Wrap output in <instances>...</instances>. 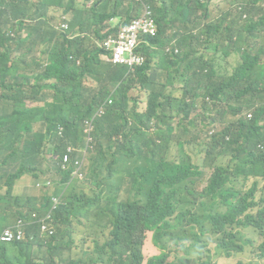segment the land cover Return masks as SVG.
I'll return each instance as SVG.
<instances>
[{
	"label": "trees",
	"instance_id": "16d2710c",
	"mask_svg": "<svg viewBox=\"0 0 264 264\" xmlns=\"http://www.w3.org/2000/svg\"><path fill=\"white\" fill-rule=\"evenodd\" d=\"M211 1L151 0L157 34L144 38L145 63L129 75L102 60L100 43L142 14L138 0H0V231L60 199L55 234L30 227L25 241L0 246V264L264 260V0H223L212 17ZM11 22L25 40L11 36ZM232 57L238 63L228 68ZM135 89L146 94L144 111ZM48 91L51 108L27 106ZM37 123L44 132L33 131ZM91 125L93 149L79 166L68 149L84 145ZM43 152L56 165L45 174L22 160ZM84 170L80 182H96L93 195L67 185ZM25 174L53 193L13 195ZM146 245L155 247L148 257Z\"/></svg>",
	"mask_w": 264,
	"mask_h": 264
},
{
	"label": "built area",
	"instance_id": "2783aa9c",
	"mask_svg": "<svg viewBox=\"0 0 264 264\" xmlns=\"http://www.w3.org/2000/svg\"><path fill=\"white\" fill-rule=\"evenodd\" d=\"M142 5V14L134 17L130 24L120 26L116 33L108 35V37L100 43V47L107 54L101 58L104 62L111 63L117 66L127 67L129 74H133L137 67L144 64L145 58L139 51V46L145 44V37H154L157 34V25L152 18L150 5L151 0H138ZM203 1V0H201ZM64 29L68 28L67 24H63ZM177 53V50H175ZM110 103V100H108ZM103 107L98 109L99 114L103 113ZM70 148L68 152H71ZM69 155L64 156V162H67ZM59 205V200H53L52 208L47 214L37 217L32 216L33 220L24 221L17 220L14 224L5 227L0 231V246L13 242H22L26 239L27 231L30 227L36 225L41 234L51 235L52 228V212Z\"/></svg>",
	"mask_w": 264,
	"mask_h": 264
},
{
	"label": "rangeland",
	"instance_id": "374dc122",
	"mask_svg": "<svg viewBox=\"0 0 264 264\" xmlns=\"http://www.w3.org/2000/svg\"><path fill=\"white\" fill-rule=\"evenodd\" d=\"M221 1H223V0H212L211 1V5H210V11L211 12H215L217 14V12L221 8ZM66 21H69V19H67ZM63 23H66V22H63ZM58 25H59V23L56 22L55 26L58 27ZM116 25L117 24L112 25L109 28L112 29ZM174 48H178V47L176 46V43L172 41L171 42V49H174ZM16 56H18V55L16 54ZM78 62H79V65L82 67L83 66V61L79 60ZM237 63H238V57H232V58H230L227 61V67L228 68H232ZM97 88L101 89L99 84H98ZM130 94H131L132 97H134L138 101V105H137L138 110L139 111H144V109L146 107V94L144 92L138 90V89L132 90ZM52 102H53L52 101V92L48 91V92L44 93V95L41 97V99L39 101H37V102H33L31 100H27V106H29V107L30 106H37V107H42V108H51ZM106 102H108V98L106 100H104L102 102V104L95 110L94 116L102 115L104 113V109H103V113L99 114L98 109L100 107H103V105ZM85 105H86V103L83 102V101L79 103V106H81V107H83ZM32 128H33L34 132L39 131V130H41L42 132L45 131V126H41L40 127L39 123L34 124ZM93 133H94V129H93L92 125L88 129L83 126L84 145L82 147H80V148H77V149L76 148H70V150L77 152V156L75 157V159L77 160L79 165L81 164L82 160H86L90 156L89 150L93 149V143H94ZM110 139L114 142V141L121 140V137L113 135V136H111ZM20 148H21V146H20ZM10 152H11L10 150H4L3 153H2V157H5L6 155L10 154ZM78 158H80L81 160L78 161ZM105 159H106L105 165H107L111 161V158H110L109 155H107V153H105ZM22 160H23V162L26 163L27 166H29V164L32 161L39 162L40 163V169H41V171H43L44 174L48 171V169H50V168L55 169V167H56V165L54 164L53 160L50 159V156H46V153H44V152L43 153H36L35 155H32L29 158H24ZM23 179H28L26 181V185H29L32 182V180L34 179V176L31 175V174H25L21 179L16 181L15 185L17 186L18 184H21ZM45 179L48 182L51 181L48 177L45 178ZM52 179H53V183H55L56 180H57L56 177H52ZM67 185L68 186L71 185V186L76 187V193L77 194H80V195L81 194H83V195H93L96 192L97 183L96 182L85 183V181H83V182H79V183H75L74 182V183L67 184ZM6 190H7V188L4 187L2 192L5 193ZM53 191H54V185H53L52 188H50V189H48L46 191H39V193H40V195H43L44 193L52 194ZM35 193H37V187L35 189ZM12 194L14 195V192H12ZM124 198H125V194L121 193L120 194V199L123 200ZM182 210H184V211L191 210L194 215L199 213L192 205L183 206ZM5 225L4 224H0V229L2 227H4ZM150 236H151V234H148V240L150 239ZM154 248L155 247H153L152 245H146L144 247V249H143V254L146 257L150 256L152 254V249H154ZM86 255L87 254L75 255V256L72 257V259L73 260H79V259L83 260V259H85ZM172 259H173V254L169 258V261H171ZM239 260L246 261L247 263L250 262L251 264H264V262L262 260H259L256 257H253V258L249 259V257H247V256H238V254L234 255L233 257H231L230 261L224 262L223 264H234V263H236Z\"/></svg>",
	"mask_w": 264,
	"mask_h": 264
},
{
	"label": "crops",
	"instance_id": "0c3cea01",
	"mask_svg": "<svg viewBox=\"0 0 264 264\" xmlns=\"http://www.w3.org/2000/svg\"><path fill=\"white\" fill-rule=\"evenodd\" d=\"M32 1L36 2L37 0H32ZM52 10H55V9H52ZM209 10H210V7H209ZM214 15H216V13L211 12V17ZM49 17H51L50 13H49ZM66 19H68V17H66ZM25 23L29 24L30 22L25 21ZM115 24H118V20H116V19L111 21V26L115 25ZM6 28L8 31H11V35L13 37L19 36L22 40H25L27 37V32L24 29H19L16 26V22H11V24H7ZM36 57H38V55H36ZM27 180L28 179H23L21 184H18L17 186L15 185L14 194L17 196H20V197L31 196V197H36L39 199V191L37 190V193H35L37 181L35 179H33L29 185H26ZM156 253L157 252L154 250V254H156ZM259 260H262L264 262L263 259H259Z\"/></svg>",
	"mask_w": 264,
	"mask_h": 264
},
{
	"label": "clouds",
	"instance_id": "9594fccd",
	"mask_svg": "<svg viewBox=\"0 0 264 264\" xmlns=\"http://www.w3.org/2000/svg\"><path fill=\"white\" fill-rule=\"evenodd\" d=\"M200 1H201V0H200ZM205 1H206V0H203V1H201V2H205ZM155 23H156V21H155ZM63 24H67V25H68V23H63ZM63 24H60V25H59V30L66 31L68 28H67V29H64ZM156 25H157V24H156ZM112 29H113V28H112ZM11 36H12V35H11ZM145 44L147 45V43H145ZM175 53H176V52H175ZM36 55H38V57H36ZM36 55H35L36 58H39V57H40L39 54H36ZM144 58H145V57H144ZM144 63H145V62H144ZM110 64H111V63H110ZM112 65H113V64H112ZM114 66H117V65H114ZM119 67H124V66H119ZM140 67H141V66H140ZM124 68L127 69V74H129V70H128V68H127V67H124ZM137 68H139V67H137ZM137 68H136V69H137ZM136 69H135V70H136ZM134 72H135V71H134ZM133 74H134V73H133ZM133 74H129V75H133ZM65 155H67V154H65ZM65 155H64V156H65ZM75 157H76V156H75ZM69 159H70V156H69ZM69 159H68V161H69ZM75 160H76V159H75ZM68 161H67V162H64V157H63V164L68 163ZM76 161H77V160H76ZM79 166H80V165H79ZM78 170H79V167H78L77 170L75 171L74 175L77 173ZM84 177H85V170L82 171V172H80V173L78 174V177H77V179H76L75 181H79V182H80V181H82V180L84 179ZM50 180H51L50 182L46 181V183H47V184H48V183H52V184H54V183H53V179H52L51 177H50ZM55 183H57V181H56ZM40 189H41V187H40L39 184H38V185H37V190L40 191ZM39 197H40V196H39ZM54 199H58V200H59V204H60V199H59L58 197H52V198H51V206H50V208L47 210V212L52 208V206H53V200H54ZM57 207H58V206H57ZM55 210H56V209H55ZM55 210H54V211H55ZM54 211L52 212V219H53ZM15 222H16V221H15ZM15 222H14V223H15ZM14 223H13V224H14ZM7 227H8V226H7ZM52 228H53V233H52L51 235L46 234V235L48 236V239H49L50 237H52V236L55 234V231H56V230H55L54 221H52ZM36 230H37L38 233H40V232L38 231V229H36ZM40 234H41V233H40ZM25 240H26V239H25ZM25 240H24V241H25ZM22 242H23V241H22ZM9 244H10V243H9ZM87 246H89V244L85 245L84 248H86Z\"/></svg>",
	"mask_w": 264,
	"mask_h": 264
}]
</instances>
